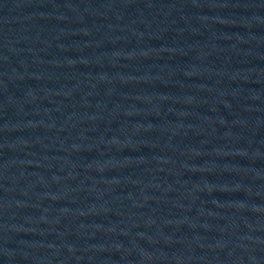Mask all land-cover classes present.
<instances>
[{
	"label": "water",
	"instance_id": "water-1",
	"mask_svg": "<svg viewBox=\"0 0 264 264\" xmlns=\"http://www.w3.org/2000/svg\"><path fill=\"white\" fill-rule=\"evenodd\" d=\"M0 264H264V0H0Z\"/></svg>",
	"mask_w": 264,
	"mask_h": 264
}]
</instances>
